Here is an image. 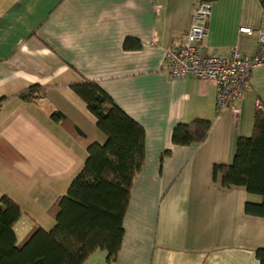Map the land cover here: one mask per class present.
Wrapping results in <instances>:
<instances>
[{
  "label": "crops",
  "instance_id": "obj_1",
  "mask_svg": "<svg viewBox=\"0 0 264 264\" xmlns=\"http://www.w3.org/2000/svg\"><path fill=\"white\" fill-rule=\"evenodd\" d=\"M198 2L0 0V200L8 196L21 208L19 243L36 225L53 229V206L83 168L88 143L106 141L71 88L89 80L144 128L145 162L116 259L97 250L85 264H260L264 217L245 207L263 198L224 187L214 167L231 164L237 140L253 135L257 101L264 110V63L253 69L238 114L217 112L214 84L172 78L166 52L188 32ZM258 31L260 0H216L205 46L219 56L236 49L254 57L264 54ZM34 85L45 95L22 99ZM196 119L211 121L207 139L174 145V128Z\"/></svg>",
  "mask_w": 264,
  "mask_h": 264
},
{
  "label": "trees",
  "instance_id": "obj_2",
  "mask_svg": "<svg viewBox=\"0 0 264 264\" xmlns=\"http://www.w3.org/2000/svg\"><path fill=\"white\" fill-rule=\"evenodd\" d=\"M211 2L216 0H198ZM264 6V0H260ZM127 39L125 47H131ZM95 116L106 136L103 144L88 143V157L73 178L66 195L53 206L56 224L52 230L36 225L22 241H17L14 225L21 218L20 206L8 196L0 200V264H85L97 250L116 259L124 237L123 220L131 189L145 162V130L128 116L96 82L84 80L71 85ZM40 85L31 86L21 98L45 95ZM210 120L196 119L178 124L172 134L177 146L204 142ZM83 135V134H81ZM224 187L243 186L261 203H246V213L264 217V110L254 115L253 135L240 137L233 162L214 167L215 179ZM264 264V247L256 253Z\"/></svg>",
  "mask_w": 264,
  "mask_h": 264
},
{
  "label": "built area",
  "instance_id": "obj_3",
  "mask_svg": "<svg viewBox=\"0 0 264 264\" xmlns=\"http://www.w3.org/2000/svg\"><path fill=\"white\" fill-rule=\"evenodd\" d=\"M212 4L197 3L188 32L167 50L163 68L174 79L193 77L214 84L217 112L231 108L238 114L245 93L251 88L252 71L264 63V54L247 57L236 49H231L227 56L208 52L205 39L209 34ZM240 32L254 34L250 28H241ZM257 33L264 47V33ZM257 109H263L260 101H257Z\"/></svg>",
  "mask_w": 264,
  "mask_h": 264
}]
</instances>
